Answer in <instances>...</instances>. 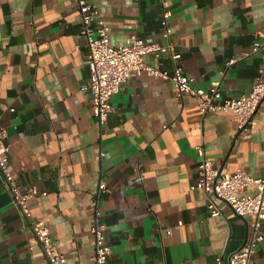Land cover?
I'll use <instances>...</instances> for the list:
<instances>
[{
	"label": "crops",
	"instance_id": "crops-1",
	"mask_svg": "<svg viewBox=\"0 0 264 264\" xmlns=\"http://www.w3.org/2000/svg\"><path fill=\"white\" fill-rule=\"evenodd\" d=\"M85 1L115 46L130 36L167 43V12L176 64L196 88L219 81L224 97L238 98L264 71V48L254 51L264 0ZM82 30L78 0H0V129L23 189L46 193L28 201L33 215L66 264H93L96 204L112 251L107 264H230L247 241L248 219L224 202L222 215L211 217L205 194L192 187L204 158L222 173L264 177V97L240 130L230 113L202 114L199 100L178 96L171 80L132 76L102 127ZM145 61L174 68L168 54ZM102 181L108 192L98 196ZM0 256L3 264H49L1 176ZM251 261L264 264V242Z\"/></svg>",
	"mask_w": 264,
	"mask_h": 264
},
{
	"label": "built area",
	"instance_id": "built-area-1",
	"mask_svg": "<svg viewBox=\"0 0 264 264\" xmlns=\"http://www.w3.org/2000/svg\"><path fill=\"white\" fill-rule=\"evenodd\" d=\"M83 24L82 33L87 39L88 65L90 80L87 88L92 94L93 113L100 126H105L114 112L112 98L120 92L122 84L132 76L146 74L171 80L178 96H189L199 100L202 114L226 112L232 114L240 130L246 129L250 119L257 112L264 97V71L256 80L251 91L238 98H227L222 95L220 82H214L210 90L196 88L193 79L182 72L176 64L181 54L169 40L171 28L167 20L169 14L163 16L165 28L164 37L167 43H150L137 36H130L126 44L115 46L109 40V27L100 18L97 12L85 0H78ZM264 48L262 41L254 45V51ZM168 54L174 61L173 70L160 68L145 61V56L153 55L160 58ZM237 61L233 58L228 62L232 65ZM7 131L0 129V176L5 189L12 198L13 205L29 222L30 227L40 244L44 256L49 264H66L65 256L53 243L50 230L43 221L37 219L28 204V201L38 195H46L36 187L23 189V185L16 179L9 168L10 144L7 142ZM199 179L192 189L201 191L208 200V209L211 217L222 215L220 202L228 204L240 217L248 219L249 235L246 243L229 259L230 264H252L251 258L257 246L264 242V177L256 178L249 175L242 168L233 173H222L213 162L204 158L198 167ZM255 188L254 193H245ZM108 192L106 182L102 181L98 187L100 193ZM94 238L93 264H107L112 253L106 233V224L100 220L98 205L95 208L94 222L91 227Z\"/></svg>",
	"mask_w": 264,
	"mask_h": 264
},
{
	"label": "water",
	"instance_id": "water-1",
	"mask_svg": "<svg viewBox=\"0 0 264 264\" xmlns=\"http://www.w3.org/2000/svg\"><path fill=\"white\" fill-rule=\"evenodd\" d=\"M220 171H222V170H220ZM0 264H3L1 256H0Z\"/></svg>",
	"mask_w": 264,
	"mask_h": 264
}]
</instances>
